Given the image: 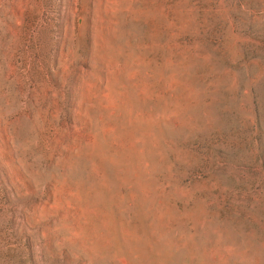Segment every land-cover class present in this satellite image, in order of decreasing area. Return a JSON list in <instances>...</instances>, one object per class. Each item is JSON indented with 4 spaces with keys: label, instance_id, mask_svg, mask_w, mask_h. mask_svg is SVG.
Wrapping results in <instances>:
<instances>
[{
    "label": "rangeland",
    "instance_id": "rangeland-1",
    "mask_svg": "<svg viewBox=\"0 0 264 264\" xmlns=\"http://www.w3.org/2000/svg\"><path fill=\"white\" fill-rule=\"evenodd\" d=\"M0 264H264V0H0Z\"/></svg>",
    "mask_w": 264,
    "mask_h": 264
}]
</instances>
